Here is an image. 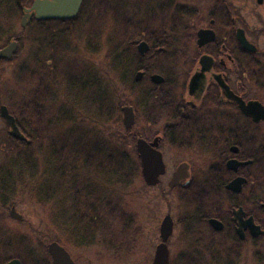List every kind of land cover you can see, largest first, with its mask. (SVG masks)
I'll return each instance as SVG.
<instances>
[{"label":"flooded vegetation","instance_id":"flooded-vegetation-1","mask_svg":"<svg viewBox=\"0 0 264 264\" xmlns=\"http://www.w3.org/2000/svg\"><path fill=\"white\" fill-rule=\"evenodd\" d=\"M38 1L0 0V51L15 44L10 58L0 56V66L22 58L26 44L32 63L65 61L60 70L53 66L46 73L51 74L48 78L60 74L57 83L77 77L71 71L91 75L97 83L102 37L107 28L112 30L111 50L125 57L130 73L128 100L120 106H129L134 116L126 131L134 141L138 166L129 179L136 170L146 188H158L165 204L158 218H69L59 241L49 224L47 244L61 245L74 264L82 263L71 248L86 247L94 252L96 264L103 258L125 260L136 251L142 254L136 264H152L160 243L168 251V264H243L247 243L260 258L256 242L264 236V0H97L90 11L82 0L70 19L37 18ZM90 12L91 19L86 16ZM91 22L94 30L86 33ZM27 36L30 43H25ZM86 36L94 42L87 52ZM141 42L146 47L138 49ZM36 73L33 64L31 75ZM153 75L162 81L152 82ZM138 138L155 142L161 155L164 169L154 185L141 175ZM229 160L236 162L232 168L227 167ZM237 178L244 180L238 189L228 188ZM165 217L171 225L162 241ZM248 217L261 234L253 236L242 227ZM147 226L155 238L141 247V231Z\"/></svg>","mask_w":264,"mask_h":264},{"label":"trees","instance_id":"trees-1","mask_svg":"<svg viewBox=\"0 0 264 264\" xmlns=\"http://www.w3.org/2000/svg\"><path fill=\"white\" fill-rule=\"evenodd\" d=\"M87 2L88 0H83L82 7L85 6ZM107 53L108 56H106L110 60L109 63L107 62L106 67L110 73L113 71L112 78L110 77L107 82L111 87V93L106 94V85L102 83L101 86L97 82L95 83L97 86H95L93 90V97L90 103H88V107L92 106L96 109L99 108L100 110L94 112L95 108H93L94 110H89L86 105L83 107L82 104L75 102L72 85L68 84V82L66 83L67 80H65L63 82L64 85L60 86V88L64 91L67 102H64L62 110L61 108H55L54 110L52 109V111L58 113L60 110V117L63 116L64 122L69 123V131L57 135V138H52L53 124L56 127L59 124V121L58 118L51 122L49 121L47 123L48 130L45 135L46 137L51 136L49 137V139H51H48L49 141L44 144L43 140H40L41 137L34 139L35 136L32 134L34 133L32 127L25 125L27 127L25 128L22 126L21 123H19L17 116L10 112L15 117L18 126L25 132L23 134L26 139L11 136L6 131H4V134H0V142L1 146H3L1 147L2 151L0 155V204L4 203V197L7 194L16 190L26 191L32 199L45 210L44 213L47 217V224H53L56 232H58L57 234L54 232L53 235V238L56 241H59V239L62 238L63 223L68 221L69 218H102L105 214L101 215L100 212L107 209L108 213L112 214L111 212L113 210L111 203L114 204V201L118 204L116 200L112 199L113 196L111 193L115 192L114 190L111 193H107L108 195L103 193L100 188L99 190L97 189L98 186L94 181L87 176H92V178L100 180L98 178V175L100 174L102 176L100 181L112 186L110 188L111 190L113 189V186L121 187L125 185L132 170L138 166L136 156H134L135 160H132V157L128 152L129 150L126 147V138L128 134L119 119V114H121L120 106L123 103L118 101V95L116 94L120 86L123 88L127 87V79L123 77L126 71V60L125 57L120 58V54L114 55V51L112 50ZM59 75L60 74L42 80L43 85L50 90L47 96L39 94L40 88H38L35 89V96L37 95L35 99V96H33L34 92L29 91L30 97L25 100L28 104L32 103V106H29L30 109H26L30 111L28 119H39L40 112L42 109H45L47 103H49L48 105H53L54 98L55 101L57 100L58 92L61 91L57 88L55 89V86L58 84L57 81H60L58 79ZM76 78L81 79L85 78V76L77 75ZM71 82L73 83V77L71 78ZM92 82H89V89L92 87ZM51 87L53 88L52 90ZM67 94L71 97V103L67 100ZM55 95L56 97H54ZM40 96L44 97L46 100L44 103L40 99ZM112 96L115 98V101L117 100L116 103H118L119 108L117 109V117L114 118L115 131H111V133L109 132L108 136L104 137L105 135H102L101 133L99 135L100 130L96 128L95 124L100 122L101 115L99 112L105 110L103 106L110 103ZM96 106H98V108ZM78 109H82L85 113L83 117H88L92 121L84 122L83 118L77 115L81 113H76V110ZM92 123L93 125L88 127V125H91ZM78 131L81 132L80 136H77ZM61 141L64 144H62ZM32 144L36 145V147H31ZM18 147L20 148L18 149ZM21 148L25 150L30 148V151L28 154H25ZM5 151L15 152L16 155L6 157ZM34 151H38L36 153L39 155L34 154ZM92 156H97L96 161L98 158L102 157V160L105 159V161L107 160L108 162L106 161V164L103 165V167L101 166V163L95 164L92 173H85L82 169H85L88 165L91 166V162L89 161ZM113 161L115 164L111 165L109 162ZM76 163L78 165L80 163L78 169ZM65 178L70 180L72 184L79 185L80 189L75 188V190H72L74 199L71 201V205L67 206V209H62L60 207L61 202L54 201V194L61 189L60 187ZM62 179L63 182H61ZM70 188L73 187L70 186ZM96 190H98L101 195L100 203L94 199V195L92 194L95 193ZM65 198L67 197L65 196ZM75 223L76 221L73 222V224ZM6 231V228H1L0 223V264L7 261L9 258L7 257V253H4L3 250L10 249L14 244L21 249L17 252L19 255L16 257H26L28 264H50L46 245H42V249H36L33 251V249H30V242H25L21 239L24 238V235L12 240ZM48 232L49 231H46V233ZM72 236L74 237L76 234L70 233V237ZM261 259H263V257Z\"/></svg>","mask_w":264,"mask_h":264},{"label":"rangeland","instance_id":"rangeland-1","mask_svg":"<svg viewBox=\"0 0 264 264\" xmlns=\"http://www.w3.org/2000/svg\"><path fill=\"white\" fill-rule=\"evenodd\" d=\"M96 6H97V0H88V2L86 3L84 7L86 11H90V10H95L94 8ZM86 16L91 19V16H93V13L90 12L89 15L86 13ZM94 24L95 22H91V24L87 27L86 33H88L89 31L92 32V30H94ZM28 34L30 35L29 30H27V35ZM113 37L115 38L114 32L112 30L110 31V29L107 28L105 34H103L102 41H101V49H100L102 52L101 53L102 72H101V76L98 82L100 85L102 83L106 85L107 87L105 91L106 94L111 93V87L107 82L109 81L110 77L112 78L113 74L110 73V71L107 69L106 66H107V62L109 63V60H110L109 58H107L108 56L107 52L111 51L112 49L113 42H111V40L113 39ZM85 39H86V42H85L86 52L88 50H93L91 47V46H94L93 39L92 38L89 39L87 36L85 37ZM28 41L30 43L29 36H27V41L25 43H28ZM25 46L26 44H24V46L22 47L24 51V56H22V58L20 56V59L18 57L17 59L13 58L10 61L1 62V66H0V104L5 105L9 113L12 112L14 115H16L17 119L19 120V123H21L22 126H24L25 128H27L25 125L32 127L33 132H34L32 134L33 136H35L34 139L41 137L40 140H43V143L45 144L51 139V138L49 139V137L51 136L46 137L45 135L48 130L47 123L49 121L51 122L56 118H58V121H59V124L56 127L53 124V128H52L53 137L52 138H57V135H60L61 133H65L70 130L69 123L64 122L63 116L60 117V113H59L60 110L58 111V113H55V111H52V109L54 110L55 108L56 109L61 108L62 110L64 107V102H67L64 91H62L60 88V86L64 84L58 83L55 86V89L57 88L61 90L58 92V98L56 101L54 98L53 105H48L49 103H47V105L45 106V109H42V111L40 112L39 119H36V120H34V118L28 119L30 111L26 109H30L29 106H32V103L28 104L25 102V100L27 98L29 99L30 97L29 91L34 92L33 96H35V93H36L35 89H38V88H40L39 94L47 96L50 90L49 88L43 85L42 80L47 79L48 78L47 75L51 76V74L46 75V73L47 72L51 73L53 66L54 68H58V70H60L61 66L64 64L65 61H61V60L58 61L57 60L58 58H53V59H50L51 61L49 63H45L44 61L38 62V63H32V61L28 58L29 56L27 55V49ZM80 51L81 53H83L82 46H80ZM33 64L34 65L36 64V68H37L36 76L31 75ZM75 67L76 69L82 71L86 67V65L82 69L81 67L83 66L75 65ZM86 70H88V66L86 67ZM73 72L74 71H71L70 75L72 76L80 75V74H77V72L75 73ZM124 74L125 75H123V77L127 79V82H126V86H127L129 82L130 73L127 74V72L125 71ZM92 81H93V78L91 77V75H88L85 78H81V79H78L75 77L73 78V83L71 82V79L66 81V83L68 82V84L72 85L74 101L82 104L83 107H85V105L88 107V103H90L93 97L94 87L97 86V84H95ZM89 82H92L91 83L92 87H90V89H89V86H90ZM116 94L118 95L119 102L121 101V103L123 104L127 102L128 100L127 88H123L120 86ZM36 96H35V99H36ZM67 96H68L67 97L68 102L71 103V97H69L70 95L67 94ZM54 97H56V95ZM40 99L42 100L43 103L46 101L44 97L40 96ZM116 102L117 100L115 101V98L112 96L110 103L103 106L105 110L99 112L101 115L100 117L101 123L99 122L95 124L96 128L100 130L99 135L101 133L102 135H105L104 137H107L109 132L111 133V131H115L114 130L115 129L114 128V124H115L114 118L117 117L116 115L118 114L117 109H119L118 103ZM96 107L98 108V106ZM93 108L95 107H92V106L88 107L89 110H94ZM97 110H100V109L95 108L94 112H96ZM77 112L81 113L77 115L82 117L84 122L92 121L88 117L86 118L83 117L85 113L83 112L82 109L76 110V113ZM119 119L121 120V114H119ZM92 125L93 123L91 125H88V127H91ZM137 126H138L137 129L141 127V123H138ZM18 128L21 133H25L22 130V128H20L19 126ZM8 129L9 127L6 125L4 119L0 115V134L2 133L4 134V131L7 132ZM28 132H29V127H28ZM80 134L81 132L78 131L77 136H80ZM61 143L64 144L62 141ZM133 144H134V141H132V139L127 135L126 147L129 150L128 152L130 153L132 160L133 159L135 160L134 158L135 154L133 155L132 153L134 151ZM1 147L3 146H1V142H0V155L2 151ZM31 147H36V145L32 144ZM19 148L20 147H18V149ZM21 150L23 151V153L28 154V152L30 151V148L28 150L21 148ZM34 152H33L34 154H38L36 153L38 151H34ZM5 154H6V157H10V156L12 157L16 155L15 152H6V151H5ZM96 157L97 156H92L89 161L91 162L90 163L91 166L89 165L86 166V168L82 169V171L90 174L93 172L94 170L93 166L95 164L101 163L102 167L103 165L106 164L107 160L105 161V159H103L104 160L103 161L102 157H100L96 161ZM109 163H111V165L115 164L114 161L109 162ZM76 166L78 169L80 167V163L79 165L76 163ZM87 177L92 179L94 183L98 186L97 189L99 190L100 188L103 193L107 194V193H111L113 190L115 191V192H112L111 195L113 196L112 199L116 200L118 204H116L114 201H113L114 204L111 203V207L113 210L111 212L112 214L108 213L107 209H104L102 212H100L101 215L105 214L102 216V218H131V217L158 218L159 215L164 211L165 204L157 195L158 188H155V187L146 188L143 185L139 177V174L136 170L134 174L130 176V179L128 177L129 182L130 181L132 182V183L130 182L132 184L131 186L129 184L127 185L128 183V180H127V183L125 185L121 187L113 186V189L111 190L110 188L112 186L105 184L103 181H100L102 179V176L100 174L98 175V178L100 180H97V178L96 179L92 178V176H87ZM61 182H63V179L61 180ZM70 186L73 188H70ZM60 188L61 189L59 191H56L55 192L56 194H54V197H55L54 201H60L61 202L60 207L62 209H67V206H70L72 203L71 201L74 199L72 195V190H75V188H79V185L77 186L76 184H72L70 180L65 178ZM98 190H96V192L92 194L94 195V199L100 203L101 195H100V192H98ZM65 196L67 198H65ZM4 198H5L4 199L5 201H3L4 203L0 204L1 228H6L7 230L6 232L10 236V238H12V240H14L15 238L16 239L20 238L24 235L23 236L24 238H21V239H23L25 242H30L31 245L29 246L31 247L30 249H33V251L36 249H42L41 248L42 245L45 246L47 242L49 241L48 239L51 236V232L46 233V231H48L49 224H47V217L44 213L45 210L43 209V207L38 205L26 191L16 190V191L11 192L10 194H7ZM12 206L15 207V210L19 214H21L22 220L18 221L8 216V211L10 207ZM106 214H110V215H106ZM154 238L155 237H154L152 230L150 229L149 226H147L143 231H141V238L138 244L141 247H143L146 244L145 241H148L150 244V242L153 241ZM256 244L258 246L257 248L259 249L260 256L261 258L263 257V259L259 258L258 255L254 254L253 252L254 249L250 250L248 247H251V246H249V244L247 243L245 247V251L242 255L243 260H244L243 264H264V236L258 242H256ZM89 249L90 248L88 247H86V249L71 248L74 254L80 257V261L82 264L99 263L98 260L96 261L94 259V252H92V250L91 249L89 250ZM20 250H21L20 247L14 244L10 249L8 248L6 250H3V252L7 253V257H9L8 260L12 258H17L20 260L21 264H28L26 257L25 258L16 257L17 255H19L17 252ZM141 256L142 254L136 251L132 256H129L125 260H121V259L118 260L116 258V260L112 259L111 261L110 258H105V259L103 258V259H100V263L102 264L103 263L104 264L105 263L106 264H136V261L139 260Z\"/></svg>","mask_w":264,"mask_h":264},{"label":"water","instance_id":"water-1","mask_svg":"<svg viewBox=\"0 0 264 264\" xmlns=\"http://www.w3.org/2000/svg\"><path fill=\"white\" fill-rule=\"evenodd\" d=\"M81 1L82 0H52L51 2H49L47 0H41L35 2L34 9L36 11V17L70 19L76 15ZM199 38H201V34H199ZM14 46V43H10L9 45L1 49L0 56L10 58L13 53ZM141 46H145V44L142 42L139 43L138 49H140ZM139 77L140 74L137 73L135 75V80L139 79ZM151 81L159 83L162 81V79L157 75H153L151 77ZM121 113V121L123 128L125 130H128L131 127L134 119L132 109L129 106L124 105L121 107ZM0 115L9 127V135L24 139L23 134L19 131V128L15 123L14 116L9 113L7 107L3 104L0 105ZM135 145L139 157L141 175L145 183L149 185L156 184L158 182V176L163 172L164 167L159 151H157L153 147L155 145V142L148 144L144 139L138 138L136 140ZM234 164H236L235 160L227 161V167L229 168H232ZM174 175H176V173ZM243 182V179L237 178L232 180L227 185V187L232 188L236 191V189H238L240 184ZM8 214L11 218L15 220H22L21 214H19L13 206L10 207ZM251 218L252 217H248V219L244 223H242V227H248L253 236L261 234L263 230L260 228L259 225H255ZM170 225L171 223L169 218L164 219L162 221L160 227L162 241L165 240L168 234L170 233ZM46 250L51 258V264H74L69 253L58 243H48L46 246ZM3 264H20V261L17 258H12ZM152 264H168V251L164 243H160L156 246Z\"/></svg>","mask_w":264,"mask_h":264}]
</instances>
